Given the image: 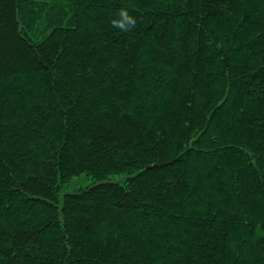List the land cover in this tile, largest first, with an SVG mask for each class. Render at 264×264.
<instances>
[{"label":"trees","instance_id":"trees-1","mask_svg":"<svg viewBox=\"0 0 264 264\" xmlns=\"http://www.w3.org/2000/svg\"><path fill=\"white\" fill-rule=\"evenodd\" d=\"M0 264H264V0H0Z\"/></svg>","mask_w":264,"mask_h":264},{"label":"rangeland","instance_id":"rangeland-1","mask_svg":"<svg viewBox=\"0 0 264 264\" xmlns=\"http://www.w3.org/2000/svg\"><path fill=\"white\" fill-rule=\"evenodd\" d=\"M122 174L117 175H111L108 180L115 181V180H123ZM93 179L90 175H87L85 173H81L79 175L73 176L72 179L69 181L67 185H65L63 188H61V191L59 193V198L62 200V197L64 193L66 192H72L75 191L77 188L85 185H89L92 183Z\"/></svg>","mask_w":264,"mask_h":264},{"label":"clouds","instance_id":"clouds-1","mask_svg":"<svg viewBox=\"0 0 264 264\" xmlns=\"http://www.w3.org/2000/svg\"><path fill=\"white\" fill-rule=\"evenodd\" d=\"M121 14L127 16L126 11L122 10ZM127 19L129 20V22H134L131 17H127Z\"/></svg>","mask_w":264,"mask_h":264}]
</instances>
